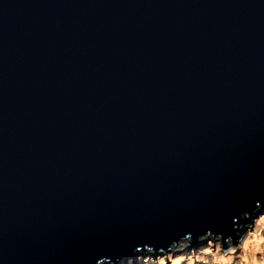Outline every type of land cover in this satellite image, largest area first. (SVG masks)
I'll use <instances>...</instances> for the list:
<instances>
[{"label": "water", "instance_id": "water-1", "mask_svg": "<svg viewBox=\"0 0 264 264\" xmlns=\"http://www.w3.org/2000/svg\"><path fill=\"white\" fill-rule=\"evenodd\" d=\"M258 200L264 0H0V264L126 262Z\"/></svg>", "mask_w": 264, "mask_h": 264}, {"label": "clouds", "instance_id": "clouds-1", "mask_svg": "<svg viewBox=\"0 0 264 264\" xmlns=\"http://www.w3.org/2000/svg\"><path fill=\"white\" fill-rule=\"evenodd\" d=\"M236 219L234 228H209L198 237L188 231L171 238L167 247L138 245L137 251L143 248L147 255L126 262L121 256L111 262L105 257L98 264H264V201L241 210Z\"/></svg>", "mask_w": 264, "mask_h": 264}]
</instances>
